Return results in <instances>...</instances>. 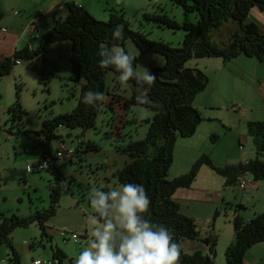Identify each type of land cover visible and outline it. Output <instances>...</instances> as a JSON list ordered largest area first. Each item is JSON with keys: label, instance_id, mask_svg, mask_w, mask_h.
<instances>
[{"label": "trees", "instance_id": "1", "mask_svg": "<svg viewBox=\"0 0 264 264\" xmlns=\"http://www.w3.org/2000/svg\"><path fill=\"white\" fill-rule=\"evenodd\" d=\"M180 6L185 14H195V23H183L179 26L158 7V13L142 14L143 20L152 22L158 27L184 31L183 40L178 47L163 41H151L140 30L131 29L122 11H110V18L103 22L94 18L83 6L69 3L66 5V14L63 18L54 17L52 27L40 35L38 45L29 49L24 47L15 51L11 57L0 58V78L10 74L15 65L21 62L42 58L46 63L44 53L50 44L63 41L70 42V74L68 81L78 86L76 106L69 113L59 114L41 122L40 129L32 132L35 137L42 138L40 144L41 159L50 160L44 169L54 176L53 186L50 188L48 209L35 211L26 217L15 214L5 216L0 214V247L9 249L6 264H20V258L11 243V233L18 228H28L36 223L40 230V237H46L45 223L55 216L61 197L62 172L53 165L51 143L61 141L57 134L59 128L66 130L80 129V137L85 131L94 129L97 117L110 109L113 116L114 102H121L120 107L129 111L133 106H140L152 112V118L146 120L148 125L145 137L142 140H129L120 148L121 153L129 158L122 168L115 172L120 184L134 183L143 185L151 204L144 218L153 224L166 226L173 234L174 241L182 243L189 239L205 246V251L195 250L188 254L182 249L179 264H215L216 238L212 236L201 237L193 219L185 217L179 212V204L173 199V194L179 188H188L195 181L199 170L206 166L217 176L224 178L225 186L237 187V178L245 172L254 181H264V120L248 121L246 123L247 135L250 137L254 150V157L235 165L226 164L217 167L207 155H201L183 175L168 180V171L173 162V151L178 139L192 137L197 127L203 121L200 113L194 107L195 97L203 92L209 84L207 75L195 67H187L191 59L219 58L223 62L230 61L239 56L254 58L264 65V32L247 18L252 9L264 13V0H168ZM117 25H123V39L114 40L112 33ZM224 25H231L226 33H231L226 45L219 46L211 42L210 34L218 32ZM236 25V29H234ZM130 40L139 50L140 54L156 53L164 57L165 63L161 67L151 66L149 72L156 76V80L149 85L147 102L139 104L136 100L137 89L141 87L135 79H130L129 97L123 98L113 95L111 102H99V106L87 105L83 102L84 93L92 90L101 92L105 96L112 95L108 91L105 77L118 73L113 67H99L100 46L109 48L119 45L126 53L125 43ZM130 54V53H129ZM132 55V54H131ZM134 68H137L138 57L133 55ZM38 74V82L48 92L53 73L40 67L33 68ZM14 103L8 108L11 129L19 131L23 128L26 112L22 109L19 97V86L16 87ZM109 111V110H108ZM114 118L110 120L113 129ZM117 120V119H116ZM122 124V120H120ZM30 131L24 132L28 134ZM120 137V132L117 133ZM216 140V136H211ZM62 142V141H61ZM57 143V144H59ZM55 146V151L57 148ZM86 151H97L95 144L81 142ZM80 144V145H81ZM73 149L71 157H79L80 146ZM37 164V162H36ZM33 166L32 172H41ZM241 191L239 188L237 189ZM241 209V206H238ZM238 209L232 218L233 240L225 250L226 264H243L246 252L256 243L264 242V211L254 215L251 219H244L238 214ZM96 215V214H94ZM218 215L215 211L214 218ZM34 247V246H33ZM52 251V264H61L65 255L56 248ZM207 252V253H205Z\"/></svg>", "mask_w": 264, "mask_h": 264}, {"label": "rangeland", "instance_id": "2", "mask_svg": "<svg viewBox=\"0 0 264 264\" xmlns=\"http://www.w3.org/2000/svg\"><path fill=\"white\" fill-rule=\"evenodd\" d=\"M100 1L105 2V0ZM113 1L119 2V0ZM123 2L125 4L120 11L131 29L140 30L151 41H163L172 47L180 46L184 31L158 27L152 22L143 20L142 14L144 12L158 13L159 7L179 26L186 22L195 23L197 21L195 14H185L180 6L168 0H123ZM103 8L105 14L93 10V17L103 22L109 20L112 9L119 10L117 6L111 7L106 3L103 4ZM13 11L17 10H12V14ZM17 15L24 17L26 13L18 12ZM39 15L42 13H37L36 17ZM50 15L46 18H49L48 22L52 24V14ZM54 16L57 17L56 14ZM231 27V25H224L218 32H212L211 42L219 46L226 45L233 33H226ZM40 31L33 30L30 33V41L34 39L35 34L41 35ZM34 41L32 44L35 47L38 45V39ZM125 49L138 57L137 71L141 70V66L150 70L151 66L161 67L165 63L164 57L160 54H140L138 48L130 40L125 43ZM69 56V41L50 44L44 53L46 63L42 62V58L21 62L13 68L9 75L0 78V214L25 217L35 211L48 209L54 176L46 170L27 174L25 165L29 163L34 166L37 160H41L42 152L36 145L37 137L32 132L40 129L42 120L69 113L76 106L79 88L67 80L70 74ZM239 58L255 60L245 56ZM212 60L215 59H191L186 63L187 67H195L197 63L200 70L206 71L204 73L209 79V84L193 101L203 121L192 137L176 141L173 162L168 171V180L187 173L201 155H207L213 163L222 162L225 159L236 161L238 157L254 155L252 141L247 135L246 123L264 120V99L257 96V85L246 82L245 79L242 80L238 76L240 72H236L234 66L229 72L226 70L216 72L215 69L219 66L215 65ZM216 60L220 62L221 59ZM42 66L54 75L48 92L38 82V74L33 69L34 67L39 69ZM105 81L110 94H114L110 90L116 88L119 89L118 96L129 97L128 84L122 86L112 73L106 74ZM17 86L20 88V104L27 113V116L23 118L25 124L19 133L17 129L10 128L11 123L7 113L8 108L15 101ZM111 96H105L104 102L107 104L111 102L113 100ZM212 105L214 107H210ZM120 109L121 107L118 106L117 115L113 116L111 110L105 107V112L97 117L95 128L85 131L82 139L95 144L97 151L85 152V146L81 144L80 152L77 154L82 159L74 156L57 159L54 162L61 170L62 177L57 213L48 222L46 228L51 242L43 241L42 245H36L40 242V230L36 224L26 229H16L11 233V243L20 256L21 264H28L30 260L36 259L50 261L51 249L54 248L65 255L64 264H75V258L87 247L88 241L92 238L88 218L95 214L90 203L92 190L99 188L108 191L111 187L122 185L118 183V179L113 174L129 162V158L119 149L125 146L130 139L142 140L148 127L145 121L150 120L153 115L150 110L133 106L128 111L129 113L127 112V118L123 120L124 111ZM112 117L118 120L115 130L109 123ZM26 131L30 133L25 135ZM118 132H120V137L113 135H117ZM80 133L81 130L78 128L73 130L59 128L57 131L68 150L78 148L77 140ZM211 135H215L216 140H212ZM206 170L211 172L209 168ZM213 177L217 180V183H214L216 188L220 179L216 174ZM232 193L238 196L240 191L233 190ZM228 203L233 204L234 202ZM247 206L248 209L240 213L245 220L248 219L247 215L250 213V206L248 204ZM235 209L234 206L223 205L218 209L215 224L212 223V235L216 236L213 260L215 264H226L225 250L230 239L227 236L229 227L231 230L233 228L232 215ZM62 232L65 233V237L60 235ZM73 233L78 235L76 242L71 238ZM32 243H36L35 246L30 249L31 251H26L27 244ZM182 245L188 254L199 249L205 251L204 246L194 240L185 239ZM8 253L9 249L6 246L0 247V264H6Z\"/></svg>", "mask_w": 264, "mask_h": 264}, {"label": "crops", "instance_id": "3", "mask_svg": "<svg viewBox=\"0 0 264 264\" xmlns=\"http://www.w3.org/2000/svg\"><path fill=\"white\" fill-rule=\"evenodd\" d=\"M69 3H74L80 6H83L92 16H94L93 10L98 11L100 14H105L106 12H104L105 9L103 8V4L105 3L107 5H110L111 7L117 6L119 8L118 11H120V8H123L125 4L123 0H119L118 3L113 0H105L104 3H102L100 0H0V58L11 57V55L15 51L20 50L24 47H28L29 49L35 48L36 46L34 47L32 42H35L34 40H37V39L39 42L40 35L35 34L34 35L35 39L30 41V33L33 30H36V31L41 30L40 33L42 34V32H46L47 30H49L53 25V20L55 17L54 14H56L57 16L56 18L58 17L63 18L66 14V5ZM12 10H17L19 13H26V15H24V17L21 15L19 16L17 15L18 14L17 11H13V14H12ZM39 12L42 13V15H39L38 17H36V14ZM50 14H52V20H51L52 24L48 22L49 18H46V17L51 16ZM247 22L254 23L260 31L264 32V13L263 12H260L257 9H252L247 18ZM28 24H31V26L33 27L31 31L26 30ZM239 57H243V56H239ZM239 57L235 58L236 60L232 59L227 62H223L222 60H220L219 62V60H216L219 58H214L215 60H212V61L215 63V65L219 66V68H216L215 71L217 72V71L226 70L229 72L230 70H232L233 68L232 66H234L236 68V72H240L238 73V76H240L242 80L245 79L246 82L257 85V92H258L257 96H260L261 99H264V65L258 62L256 59L255 60H244L246 58L243 59ZM233 60H235V62H232ZM195 68L200 69L197 66V63L195 65ZM203 72L206 73V71H203ZM110 92L114 93L112 94L113 96L115 94H119L118 93L119 89L114 88L110 90ZM120 104L121 102H118L117 104L114 103L113 105V112L116 113L115 115H117V112H118L117 107L120 106ZM210 107H214V106L212 105ZM210 109H213V108H210ZM120 110H123V109L121 108ZM127 112L128 111H124L123 118H122L123 120L127 118L128 113H129ZM26 116H27V113L26 115H24V117ZM117 123H118V120L115 119L113 122L114 130L116 128ZM113 135L118 136L116 134H113ZM78 138L79 139L77 140V143L79 145L81 144V142L83 143L86 142L82 139L83 137H78ZM42 143H43V139L37 138L36 145L39 147L40 150H41L40 144ZM55 146H56V143L52 142L51 143L52 153H53V149ZM253 157L254 155L252 156L248 155L246 157H238L236 161L235 159L233 161H227L225 159L222 162L214 163V165L217 167H222L226 164L235 165L240 162H245L246 160L252 159ZM56 160L57 159L53 161V165L55 167L57 166L56 165L57 163H54ZM206 169H208L206 166H202L199 170V173L195 181L192 183L190 187L179 188L173 194V199L179 204V212L185 217L193 219L196 225V228L199 231L201 237H206L209 235L212 237H216L212 235V227H213V224H215V218H216V217L214 218V214H215V211H218V209L222 207L223 205L224 206L226 204L227 206L231 205V206L236 207L237 209L240 208L238 206H241V209H238V212H237L238 214H240L242 211H245V209H248V206H247L248 204L250 206V213L247 215L248 219H251L254 215L260 214L263 212L264 210V181H254L249 175L248 176L249 182L247 186L245 187L243 191H240L238 196H236L232 193V191L237 190L238 188L233 187V186L232 187L225 186L224 178L220 176H218L220 181H218L219 183L217 187L215 188L214 183H217L216 178L213 177L215 173L211 171L210 169L209 171L211 172H208V170ZM25 172L27 173L26 170ZM0 181H1V171H0ZM231 198H233L232 201H231ZM228 202H234V203L232 204ZM235 203H237V205H235ZM234 213H235V210L233 212V215ZM233 215H232V218H233ZM54 217L50 218L45 223L46 228H47L48 222ZM33 224H36V223H33ZM210 228H211V231H209ZM233 234H234L233 228L231 230V228L229 227V233L227 236V238H230L229 244L233 240ZM43 241L51 242V237H49L47 231H46V237L44 238L40 237V242L38 244L36 243L27 244L26 251H31L30 249H32L33 246H35V244L42 245ZM22 253L26 254V252H22ZM65 259L62 260L61 264H64ZM36 260H41V259H36ZM32 261L34 260H30V262ZM50 261H52V251H51ZM20 264H21V260H20ZM65 264H71V263H65ZM243 264H264V242L256 243L246 252L243 258Z\"/></svg>", "mask_w": 264, "mask_h": 264}, {"label": "clouds", "instance_id": "4", "mask_svg": "<svg viewBox=\"0 0 264 264\" xmlns=\"http://www.w3.org/2000/svg\"><path fill=\"white\" fill-rule=\"evenodd\" d=\"M112 38L123 39V25L115 27ZM98 54L99 67H113L122 86L130 79L141 85L136 100L145 104L149 89L143 85L151 86L156 76L142 66L137 71L133 66L135 57L119 45L109 48L102 44ZM104 99L103 93L92 90L83 96V102L90 106H99ZM90 203L96 214L88 218L92 238L75 258V264H179L182 243L174 241L166 226L144 218L151 201L143 185L125 183L108 191L93 189Z\"/></svg>", "mask_w": 264, "mask_h": 264}, {"label": "built area", "instance_id": "5", "mask_svg": "<svg viewBox=\"0 0 264 264\" xmlns=\"http://www.w3.org/2000/svg\"><path fill=\"white\" fill-rule=\"evenodd\" d=\"M32 26L31 24H28L26 30L31 31L32 30ZM35 39V36H34ZM33 39V40H34ZM73 154V149H67L66 145L63 142H60L57 145L56 151L53 154V156L55 157V159H61V158H70ZM50 160H46V159H41L39 161H37V164L35 166L36 170H44L48 165H49ZM25 170L27 171V173H30L33 171V166L30 165L29 163H26L25 165ZM248 172L242 173L238 178H237V182L236 185L237 187L243 191L245 189V187L247 186L249 180H248ZM61 236L65 237V233H60ZM71 238L76 242L78 240V235L76 234H71ZM39 261L40 264H52V261L49 260H34L32 262H30L29 264H36V262ZM57 262L54 261V264H56Z\"/></svg>", "mask_w": 264, "mask_h": 264}]
</instances>
